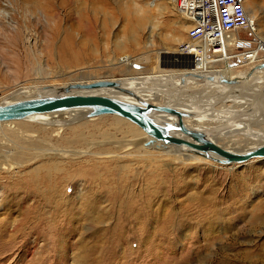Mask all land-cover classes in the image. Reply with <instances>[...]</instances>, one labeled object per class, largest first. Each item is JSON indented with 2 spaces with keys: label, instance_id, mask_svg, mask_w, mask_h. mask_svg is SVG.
<instances>
[{
  "label": "rangeland",
  "instance_id": "rangeland-1",
  "mask_svg": "<svg viewBox=\"0 0 264 264\" xmlns=\"http://www.w3.org/2000/svg\"><path fill=\"white\" fill-rule=\"evenodd\" d=\"M23 1L0 0V103L15 98L20 91H12L22 83L61 87L79 78H125V74L138 76L152 72L157 65L167 64L166 66L173 68L183 62L181 57L176 60L172 54H157L162 50L176 52L186 40L188 23L168 0H32L33 5L31 2L25 5ZM149 4L152 6L149 7ZM135 6L141 9L146 19L143 26L137 23L139 17L134 13ZM244 6L248 18L252 20L249 17L251 14L255 17L257 37L264 40V0H245ZM248 7L252 9V13H248ZM151 24L154 28L150 34ZM233 33L240 38H256L249 31ZM127 55L133 61L131 70L128 66L113 68L114 65L111 64L116 59ZM229 62L233 65H229L233 73H242L240 78L245 75L243 71L249 70L246 67L235 68L238 65L236 60ZM154 75H149L153 76L152 79L137 88L153 83L154 87H162L164 83L160 80L151 81L159 79ZM163 87L166 88L167 84ZM32 90L42 91L41 88ZM56 92L58 94L59 89ZM162 93L161 99L166 97L180 100L175 90L166 89ZM143 94L150 100V93ZM211 94L208 92L207 97H203V93L200 96L195 94L197 106L210 98ZM253 95L250 93L246 98L252 100ZM187 100L184 99L185 102ZM176 103H181V100ZM236 105V102L231 104L228 101L215 107L214 103L209 106V111L206 112L211 120L209 123L215 126L214 130L219 128L217 132L224 131L227 128L225 123L233 120L224 122L222 118L213 119L214 114L240 109ZM261 106L258 103L254 108L257 110ZM113 116L105 115L78 124L70 119L73 125L63 132L69 134L70 130L80 128L86 135H93V138L83 141V147L74 146V149L87 147L89 142L95 152H116L117 143L126 137L123 132L130 128L126 123L116 127ZM217 121H220L219 125ZM244 122L249 124L247 126L251 132H261L262 135L253 137L252 133L230 134L229 138L220 137L217 143L234 147L233 149L237 147V151L247 149L254 143H262L264 121ZM223 124L226 128L222 127ZM25 125L38 129L35 121ZM21 126V123L0 125V161L3 167L11 160L7 157V152L15 147L12 141H16L15 136L21 135ZM104 134L109 140L95 144V139L103 140ZM59 136H63L62 133ZM230 140L235 141L233 143ZM110 143L113 146L102 145ZM133 147H122L119 152L128 150L134 151L135 156L140 154L137 153L140 149ZM174 156H165L160 150H153L144 154V158H121L122 163L119 164L94 156L91 175L95 172L104 176L112 175L114 178L118 175L120 181L123 179L122 183L117 180L106 183V193L110 189L116 193H126L122 192L120 204L116 205L110 204L105 198L106 194L103 195V202L99 203L104 214L100 223L97 219H84L80 215L81 210L87 207L93 194L83 187L84 181L89 177H79L78 189L81 195L75 198L73 196V203L62 208L65 212L71 211L72 216L79 219L75 222V226L79 225L78 232L71 234L67 233L68 221H61L62 217L58 219L55 215L51 219L49 213L52 208L39 200L38 196L31 195L30 189L27 190L28 184L40 189L42 193L49 190L45 189L44 184H40L41 181H30L31 178L27 180V172L29 175L30 170L39 165L48 166L50 161L37 160L35 164L27 166L29 168H20L15 175L6 170L7 167L0 169V234L4 232V221L17 220L26 209L30 212L36 210L42 219H51L41 227L42 237L36 243H32L33 237L25 241L16 236L13 237L14 243H6L4 252H0V264H264V159L233 167ZM119 165H125V168L121 169ZM46 169L42 168L40 173L46 174ZM69 169L72 170L73 167ZM32 174L35 175V172ZM90 187L96 188V191L98 182ZM27 191L29 197H26ZM150 198L151 202L147 203ZM128 207L137 208L141 215L135 227L129 225L131 228L126 227L125 230L122 229V224ZM57 219L62 225L58 230V240L53 234L57 233ZM118 232L123 234L125 240L119 239L121 244L117 245L115 234ZM3 243L5 242H0ZM127 248L133 255H127ZM113 249L115 252L118 250L117 255H109ZM123 250L127 258L135 259L131 262L123 259ZM149 251L151 255L146 256Z\"/></svg>",
  "mask_w": 264,
  "mask_h": 264
},
{
  "label": "bare ground",
  "instance_id": "bare-ground-1",
  "mask_svg": "<svg viewBox=\"0 0 264 264\" xmlns=\"http://www.w3.org/2000/svg\"><path fill=\"white\" fill-rule=\"evenodd\" d=\"M168 1L170 4L173 5L174 0H168ZM23 2L25 3V5H28L30 2H31L30 4H32V5L34 3V1L32 2V0H24ZM244 4H245V0H244ZM151 6H152V4H149V7H151ZM95 10H97V9L95 8ZM244 10H245V6H244ZM247 10H248V13H252V9H250V7H248ZM96 13H98V10ZM134 13L137 14V16L139 17L137 23H139V24L141 23V26L145 25L144 20H146V19H144L143 14L141 13V9L135 6L134 7ZM180 15H182V14H180ZM249 17L252 19V20H250L248 18L250 21V24H251V29L249 30V33L252 36L256 37L255 39L258 40L259 42L260 41L264 42V40H260L257 37L258 34L256 33L257 32V28H256L257 25L255 23V17L253 16V14H251V16L249 15ZM183 19H185V18H183ZM185 22H186V20H185ZM153 28H154V25L151 24V28H150L148 33L151 34ZM238 34H239V32H238ZM237 37H239L237 34L231 33V34H229V37L225 42H227V43L229 42L228 43L229 46H231V45L234 46L235 42H232V39H235ZM227 43L221 49L231 50V48H233L232 46L228 47ZM193 46H195V45H193ZM225 50H223V51L225 52V54H227V52ZM260 51H264V45H261L259 50L256 47H254V49L251 50L252 55L250 58H249V55H247V52H249V51H243L242 54L238 55V58H239L237 61L238 65L234 64L235 68H240V69L245 68V67L247 69L249 68V70L243 71L245 73V75L242 78H240L239 75L236 74L238 72H235L234 74H232L231 69H230L231 67L229 66L231 64L229 61H227L228 59H226L225 57L219 58L221 61H218L219 59L216 58V55L207 54V56L204 58V61H202V63L198 64V63H193L191 51L187 52V51H183L182 48H178V50L176 52H173L171 50H162V51L157 52V54H162V55L172 54L175 56L174 58H176V59H179L178 57H181L180 59L185 60L189 64L188 66L191 67V69H188L189 67L187 66L188 70L185 69V71H182L183 72L182 74H185V75L181 76L179 87L175 88V89H173L174 85L172 83V80H170V79H173L172 76H176L174 74H176V73L178 74L179 71L172 69V68H169L170 66H166V65L162 67V64H161V65H157L156 67H154L153 70H151L152 72H149L146 74H149V75L156 74L154 76H157V78H159V79L151 80L152 82L160 80L162 78L163 81L161 83L165 84V85L163 84V86H166V84H167L166 88H164L162 86L163 89L160 86L154 87V83L153 84L149 83L150 85H148V87H150V88H146V89L137 88L138 85L146 84L148 81H150V79H152L153 76H146V74H139L138 76H131L129 74H128L129 75L128 76L127 74H125V76H126L125 78L124 77L100 78V79L79 78L73 82L65 84L64 86L62 85L61 87H53L50 84L40 85V86L35 84L33 86H30L28 84L22 83V84L18 85L12 91V93H16L18 91H20V93L17 94V96L15 95L16 96L15 98H10L11 99L10 101L0 103V105L10 104V103L15 102V101L27 99V97L30 95H32V97L52 95L56 92V89H59V91L61 92L62 89H64L68 85H73V84L87 85V84H91V83L98 82V81L113 82V83H117L116 88L115 87H99V88H92V89L74 90V91H70L69 93H74V94L83 95V96L110 97V98H113V99H116L119 101L134 104V105H138L139 101H144V102L149 103V104L154 103L151 105H155V106H167V107L175 108L176 110L181 111V112H183L189 116V117H183L181 119L182 124L186 128H189L191 130H195V131H199V132L203 133L208 141H210L211 143H213L214 145H216L217 147H219L223 150H226V151H229L232 153H242V152L248 151L250 149L264 145V141L262 143H254L253 146H250L249 148L247 147V149H244L241 151L235 150L237 147H235V149H233L234 147L230 148L227 146L220 145L219 143H217V141L220 137L229 138L230 134H237V133H242V134L252 133V134H254L253 137H258V136L262 135L261 132H256V131L251 132L250 131L251 129L247 126L249 124L248 123L246 124L245 122L243 123V121L249 122V120H250V122H251V120H253L255 122L264 121V92H263L264 91V86H263L264 85V56H261V55L259 56L258 52H260ZM253 52H255V55H253ZM214 57L216 59H214ZM219 63H221V64L225 63V67L221 68ZM131 64H133V61L127 55V56L121 57L119 59H116L114 61V63L111 65H114L113 68L114 67L119 68L122 65L126 66V67L128 66L127 68L129 70H131L133 67ZM231 66H233V65H231ZM222 71H224V75L221 74ZM226 72H231L230 74H232L233 77H230L231 76L230 74H228V76H227ZM80 74H82V72H80ZM158 76H161V77H158ZM164 78H166V79H164ZM186 80H190L193 82H196V81L199 82L198 89H196V90L190 89V91L188 89L187 90H183V89L180 90L181 84H182L181 85L182 87L186 86V82H184ZM222 80H224L226 82L223 83ZM229 82H233V83H229ZM211 84L214 86H217V89L215 90L216 93L213 95V97L210 100L211 104L207 106L206 104H208V103L205 102L204 103L205 106L204 105L203 106L199 105L200 107L197 106V104H198V103L196 104L197 101L195 102V100H193V98H196L195 94L196 95L199 94V96H200V94L203 93V97H204L206 94V91L209 89V87L212 86ZM255 84L257 85L258 89L257 90L254 89V91H251L252 85H255ZM168 86L172 87V88H169ZM33 88L34 89L35 88L36 89L41 88L42 91L41 90H40V92L36 91L37 92L36 93V92H34L35 90H32ZM119 89L129 91L131 93V95L123 93ZM166 89L167 90L168 89L175 90V92H177V94L180 96L179 99L181 100V103H179V104L176 103L177 101H180V100L176 99L177 101H175L174 98H171V97H170L171 99H168L167 101H166V99H167L166 97H165L166 99L165 98L161 99L160 96H163L162 91H165ZM248 91L250 93L254 94L252 97V100L250 98H246V95H248V94H246V92H248ZM191 92H193V93H191ZM143 93H150V97H149L150 100ZM166 95H168V94H166ZM171 95L173 96V94H171ZM184 99H188L187 102H185ZM160 100H164V101L162 103H160L159 105L155 104V103H158ZM245 100H246V102L248 101V103H246ZM228 101L229 102H236L237 105H238V102H240V103L243 102L246 104L247 107L245 109H242V110H235V109L234 110L233 109L225 110L226 112L224 111V113H222V114L219 113V115H216L217 112L214 114L215 117H213V119L222 118V120H224V122H226L229 119H233V120H231L232 122L228 121L229 123L228 122L225 123V126L228 129L224 126V124L222 125V127L224 126L227 130L221 129L224 131L217 132L219 130V128H218V130H214L215 126H213V125L210 127L206 126V127H201V128L197 126L198 123H204V122L211 121L208 119L209 113L206 111H209L208 109L212 106V103H214L213 107H215L216 105L218 106V104L222 105V102L225 103ZM255 102H258L260 104V106L261 105H263V106H261L260 109L255 110L254 107H255V105L258 104V103L255 104ZM201 104H203V103H201ZM257 108H259V107H257ZM200 110H202L201 111L202 113L199 112ZM88 112H89V109H85V108L70 109V110H65V111H61V112L35 114V115L29 116L23 120L0 122V125H3V124L9 125V124H13V123L23 124V126H21V128L19 129V130H21V135L18 137L15 136L16 141H12L15 147L10 151L8 150L9 152H7V154H9L7 157H10L9 159H11V160H9L8 164L5 163L7 165L6 170L12 172V174L15 175L17 172H19L18 170L20 168H22V167L29 168L27 166L35 164L37 162V160H42V161H47V162L50 161V162H48V163H50L48 166H41L40 167V165H39V166H37V168L36 167L32 168V170H30L31 172L29 173V175L27 172V180H29L31 178L30 181H41L40 184H42V185L44 184L46 187L45 189H49V190H44V192L42 193L40 191V189L33 188L32 185L30 186L29 184H28L29 187H27L28 188L27 190L30 189L31 192H29V193H31V195L38 196L39 200L43 201V203L45 205L52 208V210L49 213L51 219L55 215L58 219L62 217L61 221H68L67 225L69 226V228L66 227V228H68V230H67L68 234H71L72 232H76V233L78 232L79 225L75 226V222H76V219L77 220H79V219L73 217L72 216L73 213H71V211L65 212V210H63L62 208H64V205H66L68 203H73V202H71V199L73 196L75 198V197H77V196L79 197L81 195V192L78 189L80 186L79 177H81V176L89 177V179L87 181H84L83 187L87 188L93 194V196L89 199V203H88L87 207L82 208V210H81L80 215L84 219H88V218L97 219L98 223H100V219H102L101 216L104 215L99 208V203L103 202V195L106 194L105 198H106V200H108L110 202V204L116 205V204H120L119 198L121 197L122 192L126 193L125 191L116 193V192L112 191L111 189L108 190V188H107L108 191L106 193V188H105L106 183L111 182V181H116V180L119 183H122L123 179L121 178V181H120V178L118 175H117V178H114L112 175L104 176V174H99V173H95V172L93 175H91L90 174L92 171L91 167H92V164L95 163L94 156L98 157V158L110 159L112 161H116L115 164H119V163H122L121 158H125L127 156L144 158V154L148 153V151L160 150L161 152H163L165 154V156H174V154H176L177 156H174V157H178V158L179 157H186L189 159H193V161L194 160L210 161L214 164H218V163H216V161L212 160V159H217L218 157L215 156L214 154H211L210 152L208 153V155H209V157H211L210 158L211 160L206 159L203 156V154L195 153L192 150H189L185 147L176 148V147L170 146V145L161 146V144H159L158 142L152 141L136 125H134L133 123L129 122L128 120H126V119L124 120L123 118L118 117L116 115L113 116V117H115L113 119V124L116 127L123 126L124 123H126V125H128V127L130 128V130H127V131L125 130L123 132V133H125L126 137L122 138L121 141H119L117 143L116 152L110 153V152L105 151V150H100L99 152H95L92 150V147L89 146L90 145L89 142H87L88 143L87 147H84L82 149H74L73 148L74 146L83 147V141L86 139H89V138H93L92 137L93 135H86L82 131V129H80V128L72 129V130H70L69 134L68 133L65 134V132H63V131L66 128L73 125L72 124L73 122L71 123L70 119L74 120L76 122V124H78V123L93 121V120L99 119L101 117H105V115H106V114H104V115H98V116H93V117H87ZM235 112H237V113H235ZM238 112H240V113H238ZM81 113L83 114L82 117H81ZM211 114H213V113L211 112L210 116H212ZM149 116L157 124H172L175 122V117L165 115V114H159V113H152L151 112L149 114ZM235 118L239 122L238 121L236 122V120H234ZM30 121H35L36 123H38V125H37L38 129L37 130L29 127L28 125H25ZM184 121H189L190 123L186 124V123H184ZM219 124H220V121L218 122V125ZM221 124H222V122H221ZM208 125H210V123H208ZM216 125H217V123H216ZM220 127H221V125H220ZM32 133H36L37 135L33 136ZM61 133L63 136H59ZM170 134L174 137H179V138L183 137L180 133L175 132V131H171ZM103 138L104 139L100 140V141L95 139L94 143L98 144L101 141L109 140V137L106 134L103 135ZM105 138H108V139H105ZM148 141H151V142L146 144ZM230 141H232L234 143L235 140H230ZM102 145L103 146H105V145L113 146L112 143L102 144ZM126 146H128V147L137 146L138 149H140V150H137L138 151L137 153H140V154L135 156L133 154L134 151L128 152V150L126 152H119L122 147H126ZM133 148H135V147H133ZM144 150H146V151H144ZM124 153L126 154V156H121ZM263 159L264 158H253V159H250L247 162L242 163V164L232 163L229 165H232L233 167H237V165H243V164H246L250 161L253 162V161L263 160ZM2 165H3V163L0 161V169L1 170H3L5 167V166L3 167ZM218 165H220V164H218ZM222 166H225V165H222ZM71 167H73L72 170L69 169ZM118 167H120L121 169H124L125 165L124 166L119 165ZM42 168H47L46 174L40 173ZM15 169L17 171H14ZM33 172H35V175L32 174ZM42 180L44 181L43 183H42ZM22 181H23V179H22ZM96 182H98V189L95 191L96 188H93L90 186L95 184ZM23 183H25V182H23ZM25 188L26 187H24V189ZM69 188H71L70 192H69ZM29 193H28V191H27V193H25L26 197H29ZM85 199L86 198H84L82 201L84 202ZM24 200H26V199H24ZM150 202H151V198H150V200H147V203H150ZM127 210L128 211L125 213L124 219L122 218L123 219L122 229L125 228V230H126V227L131 228L129 225H132L133 227H135V223L136 222L138 223V219L141 215L140 211H138L137 208L134 209V207H128ZM30 213H32V214H30ZM104 218H106V216ZM51 219H49V220H46V218L42 219V217H40V214L37 215L36 210L33 212H30L29 209H26L22 213L21 217L18 218L17 220L15 219L12 222L4 221V224L2 225L3 226L2 229H4L3 230L4 232H3V234H0V242L4 241L5 243L0 244V252L1 253L4 252L6 243H9V244L11 242L14 243V238H13L14 236H16L18 238H22L25 241L27 240V238L33 237L32 243H36L37 239L42 237L41 236L42 235L41 234L42 233L41 227L43 225H46V223L48 224V222H50ZM58 219H57V226H56L57 231L55 230L57 233L53 232V234H55L57 236V240L60 239L59 238L60 236L58 237V235H57L58 230H60L62 228L61 227L62 225L59 224ZM69 223H70V225H69ZM64 225H66V224H64ZM72 230H74V231H72ZM65 232H66V230H65ZM115 235H116L115 237L118 239L117 245L121 244V241L119 239L125 240V237L122 236L123 234L121 235L120 232H118ZM66 236H67V234H66ZM59 242L60 241H58V244H61ZM55 243H53V244H55ZM53 244H51V245H53ZM137 245H139V243ZM152 245H154V244H152ZM116 252H115V249H113L111 251V253H109V255H112V254L117 255ZM126 252H127V255H129V254L133 255V252H130V250L128 248H127ZM39 254L41 255V253H39ZM123 255H125L124 250H123L122 256ZM148 255H151V251L146 253V256H148ZM112 259L113 258L111 256V260ZM123 259L127 260L128 262H131L135 258L129 259L125 255L123 257ZM225 264H227V263H225Z\"/></svg>",
  "mask_w": 264,
  "mask_h": 264
},
{
  "label": "water",
  "instance_id": "water-1",
  "mask_svg": "<svg viewBox=\"0 0 264 264\" xmlns=\"http://www.w3.org/2000/svg\"><path fill=\"white\" fill-rule=\"evenodd\" d=\"M222 82L225 83L226 81L222 80ZM99 87L116 88L117 83L98 81L87 85L73 84L66 86L58 94L56 92L52 95L37 96L0 105V122L23 120L29 116L41 113L85 108L89 109L87 117L106 114L126 119L136 125L152 141L161 144V146L185 147L195 153L203 154L206 159L211 158L208 155L210 152L218 157L212 160L220 165L242 164L253 158H264V145L242 153H232L217 147L208 141L203 133L186 128L182 124L181 119L189 116L175 108L155 106L144 101H139L138 105H134L110 97L83 96L69 93L74 90ZM119 90L131 95L129 91ZM151 112L173 116L175 117V122L172 124H157L149 116ZM171 131L178 132L183 137H174L170 134ZM149 142L151 141H148L146 144Z\"/></svg>",
  "mask_w": 264,
  "mask_h": 264
},
{
  "label": "built area",
  "instance_id": "built-area-1",
  "mask_svg": "<svg viewBox=\"0 0 264 264\" xmlns=\"http://www.w3.org/2000/svg\"><path fill=\"white\" fill-rule=\"evenodd\" d=\"M173 4L188 23L185 31L186 40L179 48L183 51H191L193 63H202L207 54L216 55L217 59L225 57L227 61H238L239 54L249 51L247 55L250 58L254 47L259 50L260 46L264 45V42L256 39L237 37L232 39L235 44L231 45L233 47L231 50L221 49L227 43L225 41L229 34L251 29L244 10V0H174ZM258 54L264 56V51Z\"/></svg>",
  "mask_w": 264,
  "mask_h": 264
},
{
  "label": "crops",
  "instance_id": "crops-1",
  "mask_svg": "<svg viewBox=\"0 0 264 264\" xmlns=\"http://www.w3.org/2000/svg\"><path fill=\"white\" fill-rule=\"evenodd\" d=\"M176 59V58H175ZM176 60H180V59H176ZM220 64V66H221V68H224L225 67V63L224 64H221V63H219ZM165 65H167V64H162V67L163 66H165ZM189 64L185 61V60H183V62L181 61L180 63H179V65L178 66H176V67H169V68H172V69H175V70H178L179 72H178V74L176 73V74H174V75H176V76H172L173 77V79H170V80H172V83H173V85H174V87H173V89H175V88H178L179 87V84H180V78H181V76H183V75H185V74H182L183 72L182 71H185V69L186 70H188V69H191V67L190 66H188ZM228 65V64H227ZM187 66L189 67L188 69H187ZM219 66V67H220ZM120 67H125V66H120ZM161 69V68H160ZM231 72H232V69H231ZM231 72H226V75L228 76V74H230ZM221 73H223L222 75H224V71H222ZM146 74V73H145ZM232 74H234L233 72H232ZM232 74H230L231 76L230 77H233V75ZM236 74H238L239 75V77L242 75V73H240V72H238V73H236ZM243 74H245V73H243ZM225 75V76H226ZM146 76H149V74H146ZM158 77H161V76H158ZM164 79H166V78H164ZM161 81L160 82H162L163 81V79L161 78L160 79ZM184 82H186V86H181L180 85V90L181 89H183V90H189L190 91V89H194V90H196V89H198V87H199V82H193V81H190V80H186V81H184ZM212 85V84H211ZM144 87L145 88H148V85H143V87H141V89H144ZM217 89V86H214V85H212L211 87H209V89L206 91V94L209 92V93H212L211 95V97L210 98H208L206 101L204 100V101H202L201 103H203V104H201L200 103V105L201 106H203L204 105V102H206V103H208V104H206L207 106L208 105H210L211 104V102H210V100H211V98L213 97V95L216 93L215 92V90ZM254 89H258L257 88V85L255 84V85H252V87H251V91H254ZM182 90V91H183ZM205 94V96L207 97L208 95H206ZM246 94H250V92L248 93V92H246ZM162 96H160V98H161ZM216 97V96H215ZM166 99V98H165ZM168 100V98L166 99V101ZM193 100H194V98H193ZM163 102V101H162ZM161 101H160V103H162ZM160 103H155V104H160ZM231 104L233 103V102H230ZM151 104H154V103H151ZM230 108L232 107L231 105L229 106ZM235 107H239V108H241V109H235V110H242V109H244L245 107H247L246 106V104L245 103H243V102H238V105H236ZM235 107H233V108H235ZM202 110H200L199 112L200 113H202L201 112ZM184 123H186V124H188V123H190L189 121H184ZM208 123H209V121L208 122H204V123H198V125L197 126H201V125H205V126H207V127H210V126H212V124H210V125H208Z\"/></svg>",
  "mask_w": 264,
  "mask_h": 264
}]
</instances>
